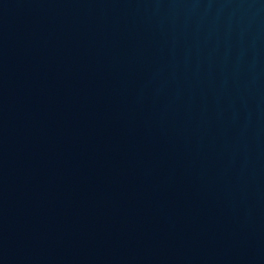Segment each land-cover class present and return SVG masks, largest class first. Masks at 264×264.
<instances>
[{"label": "water", "instance_id": "obj_1", "mask_svg": "<svg viewBox=\"0 0 264 264\" xmlns=\"http://www.w3.org/2000/svg\"><path fill=\"white\" fill-rule=\"evenodd\" d=\"M126 89L264 162V0H19Z\"/></svg>", "mask_w": 264, "mask_h": 264}]
</instances>
